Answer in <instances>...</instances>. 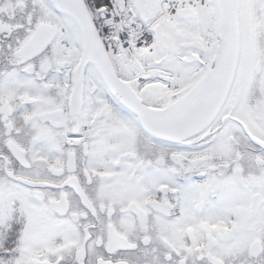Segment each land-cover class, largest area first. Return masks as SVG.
Instances as JSON below:
<instances>
[{
	"label": "snow or ice",
	"instance_id": "1",
	"mask_svg": "<svg viewBox=\"0 0 264 264\" xmlns=\"http://www.w3.org/2000/svg\"><path fill=\"white\" fill-rule=\"evenodd\" d=\"M0 264H264V0H0Z\"/></svg>",
	"mask_w": 264,
	"mask_h": 264
}]
</instances>
